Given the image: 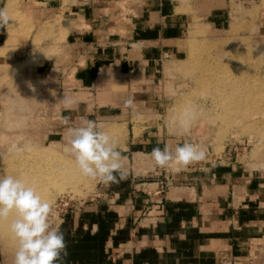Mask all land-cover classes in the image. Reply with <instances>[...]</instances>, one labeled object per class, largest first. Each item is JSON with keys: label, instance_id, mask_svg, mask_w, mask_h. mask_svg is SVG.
<instances>
[{"label": "rangeland", "instance_id": "1", "mask_svg": "<svg viewBox=\"0 0 264 264\" xmlns=\"http://www.w3.org/2000/svg\"><path fill=\"white\" fill-rule=\"evenodd\" d=\"M13 2L7 7L13 20L8 39L0 48V57L9 58L0 65V175L25 174L32 182L45 176L58 227L64 221L60 212L91 202L101 183L84 177L64 150L67 128L78 125L81 116L100 123L122 157L135 152L143 172L155 167L154 143L142 144L149 145L148 154L130 145L133 135L151 133L167 139L173 150L184 142L202 146L205 158L187 167H235L264 184V2L233 1L223 21L192 24L174 49L165 51L157 77H135L112 66L89 89L77 86L75 52L66 45L74 14L30 13L25 0ZM43 59H51L56 69L46 77L31 76ZM61 62L68 70L58 69ZM225 93L236 98L226 100ZM129 97L135 98L134 110L125 107ZM189 105L198 116L185 133L178 120ZM99 106L104 107L98 111ZM123 163L128 165L126 158ZM17 247L15 237L0 233L4 264H14Z\"/></svg>", "mask_w": 264, "mask_h": 264}, {"label": "crops", "instance_id": "2", "mask_svg": "<svg viewBox=\"0 0 264 264\" xmlns=\"http://www.w3.org/2000/svg\"><path fill=\"white\" fill-rule=\"evenodd\" d=\"M233 1L264 2L25 0L30 13L74 14L66 45L75 52V81L82 89L92 88L112 66L135 77H157L165 51L197 21H223ZM10 2L0 0V8ZM7 39V30H0V48ZM7 61L0 57V65ZM36 66L33 77L49 76L57 67L51 59ZM150 142L153 148L167 145V139L144 133L133 135L130 146L144 153L150 148L142 144ZM135 156L132 150L125 156L124 178L117 174L116 182L100 183L96 197L58 227L67 246L63 264H264L263 183L235 167L143 172ZM162 181L168 186L159 194Z\"/></svg>", "mask_w": 264, "mask_h": 264}, {"label": "clouds", "instance_id": "3", "mask_svg": "<svg viewBox=\"0 0 264 264\" xmlns=\"http://www.w3.org/2000/svg\"><path fill=\"white\" fill-rule=\"evenodd\" d=\"M12 17L6 8H0V30H8ZM64 103L72 101L65 98ZM125 107L133 109L135 98L124 101ZM198 116L196 106H187L178 124L187 133ZM69 124V118L62 121ZM65 152L74 158L79 172L86 178L109 184L127 175L122 153L110 134L97 121L87 116L79 117V124L67 128ZM154 166L166 169L173 164L187 167L205 158V149L191 142L177 145L174 150L167 145L156 146L151 151ZM52 204L43 199L36 188L14 175H0V221L10 218V232L18 242L14 264H63L66 243L63 233L49 223Z\"/></svg>", "mask_w": 264, "mask_h": 264}, {"label": "bare ground", "instance_id": "4", "mask_svg": "<svg viewBox=\"0 0 264 264\" xmlns=\"http://www.w3.org/2000/svg\"><path fill=\"white\" fill-rule=\"evenodd\" d=\"M31 9V8H30ZM29 11V10H28ZM36 81H38V80H36ZM237 86H238V84H237ZM231 92H232V90H231ZM233 93V92H232ZM235 93H237V90L235 91ZM234 94V93H233ZM230 94H228V95H226V93L224 94V98H226V100H230V96H229ZM235 95V94H234ZM237 95V94H236ZM235 95V96H236ZM235 96H231V98H236ZM16 177H18V178H21V179H23L24 180V182L25 183H27L28 182V180H30L29 179V176L28 177H26L25 176V174L24 175H22V174H16L15 175ZM39 177L40 178H38L37 179V181H34V182H32L31 180V182L30 183H28V185H30V186H32V187H34V188H36V190L38 191V193L42 196V198L43 199H48L47 198V196H46V190L48 189V184H47V179L45 178V176H40L39 175ZM11 219V218H10ZM10 219L9 220H7V221H0V233H3V234H9V235H11L12 237H14L13 236V234L10 232V228H9V224H10Z\"/></svg>", "mask_w": 264, "mask_h": 264}, {"label": "built area", "instance_id": "5", "mask_svg": "<svg viewBox=\"0 0 264 264\" xmlns=\"http://www.w3.org/2000/svg\"><path fill=\"white\" fill-rule=\"evenodd\" d=\"M167 186H168L167 182L162 181V182H161V185H160V187H159V189L157 190V193H159V194L164 193V192L166 191ZM64 205H65V206H68V203H66V204H64ZM71 210H72V209H70V207H67V208L65 207V208L60 212V215H59V221H63V220L65 219L66 215H67ZM51 216H52V215H50L49 223H50V225H51L52 227L57 228L59 223H57V224L55 223V224H54V221L52 220V217H51Z\"/></svg>", "mask_w": 264, "mask_h": 264}]
</instances>
